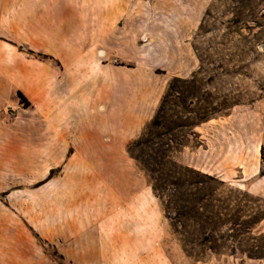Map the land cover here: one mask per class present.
<instances>
[{
    "label": "rangeland",
    "instance_id": "obj_1",
    "mask_svg": "<svg viewBox=\"0 0 264 264\" xmlns=\"http://www.w3.org/2000/svg\"><path fill=\"white\" fill-rule=\"evenodd\" d=\"M27 1L39 13L55 3L73 6L70 59L32 50L40 46L26 34L17 42L10 25L5 73L19 56L43 62L55 78L95 82L97 94L0 106V264H264L212 254L189 259L172 233V213L127 152L168 80L188 77L202 57L222 74L217 87L243 103L202 123L172 157L264 201V0ZM17 9L18 0H10V22ZM87 117L105 131L93 142L108 147L96 160L113 184L96 170L89 193L84 151L76 148L89 138L79 133ZM47 141L71 147L47 148ZM49 161L56 168L47 169ZM255 229L264 231V220Z\"/></svg>",
    "mask_w": 264,
    "mask_h": 264
},
{
    "label": "trees",
    "instance_id": "obj_2",
    "mask_svg": "<svg viewBox=\"0 0 264 264\" xmlns=\"http://www.w3.org/2000/svg\"><path fill=\"white\" fill-rule=\"evenodd\" d=\"M197 59L199 67L188 77L168 80L153 117L127 152L147 174L163 208L172 213V233L189 259L202 261L212 254L262 261L264 231L255 228L264 220V201L172 157L187 145L188 137L197 136L195 129L202 123L227 116L243 103L239 94L217 87L221 73H214L202 57ZM17 95L28 106L24 96Z\"/></svg>",
    "mask_w": 264,
    "mask_h": 264
},
{
    "label": "crops",
    "instance_id": "obj_3",
    "mask_svg": "<svg viewBox=\"0 0 264 264\" xmlns=\"http://www.w3.org/2000/svg\"><path fill=\"white\" fill-rule=\"evenodd\" d=\"M19 9L16 11L15 22H10L9 17V9H10V0H0V106L5 102H10L12 104L17 103L19 105V99L17 95V91L20 92L27 102H31L32 100L37 101H63L68 98H73V100H80L84 98L85 94L88 96L95 97L97 91H95L97 85L92 81H72L67 77H54V72L48 68L43 62H36L34 60H26L23 61L22 57L15 56V61L13 62V73L6 74L5 73V61H7V45L9 44L7 41V35L9 33V26L15 25L17 38L16 41L19 43L24 42L23 35L26 34L31 36L32 38H28L29 42L37 43L38 47H31L32 50L37 51H50L63 55V60L66 61L70 59L71 50V42L70 35L71 29L73 28V6L70 7L64 5H58V3L54 6L46 7L45 10H42L43 13L37 12L38 7L29 6L26 4H30V1L27 0H18ZM50 12L53 13V16L50 15ZM39 13V15L37 14ZM68 15V17L66 16ZM48 30H52L49 32ZM37 36V38H34ZM19 37H22L21 40ZM48 37H53L50 41L47 39ZM58 39V40H57ZM51 46L50 49L44 48V46ZM42 47V48H41ZM64 72V70H63ZM8 89V97H6L5 93V84ZM73 87L70 90L69 87ZM6 97V101H5ZM47 113V114H46ZM52 111H45L44 116L48 117H56L58 113H53ZM87 121L84 122L83 128L79 132L80 134L87 135L89 138H84L83 143L77 144V149L84 151V159L86 163V170L88 175H84L89 181L87 191L88 193L93 191L95 187V174L98 170L99 175L104 179V182L111 186V177L106 176L105 169L107 166L103 164H97L96 160V152L99 150L108 149L107 146H98L93 142V137H97L98 135L103 134L98 131V120L97 118H88ZM51 121L49 120L48 125ZM93 124V125H92ZM81 128V127H79ZM107 132V131H106ZM62 133H67L66 131ZM77 133V132H76ZM47 148H66L71 147L69 143L65 145V143H52L47 141ZM61 145V146H60ZM107 147V148H106ZM108 151V150H107ZM113 148H111V152ZM50 166L47 169L56 168L57 164L49 161ZM98 166L99 169L97 168ZM104 167V169H102ZM110 171V170H109ZM110 174V172H109ZM92 176V177H91ZM91 178V179H90ZM90 180L92 185H90ZM117 187V185H115ZM119 187L121 186L118 185ZM122 187V186H121ZM117 261L114 260H101V264H115ZM119 263L116 264H132L127 263ZM132 262V261H130Z\"/></svg>",
    "mask_w": 264,
    "mask_h": 264
}]
</instances>
